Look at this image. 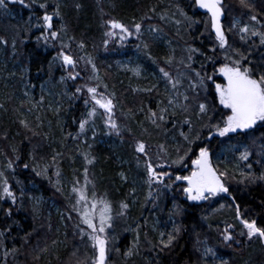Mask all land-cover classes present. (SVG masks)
<instances>
[{
	"label": "trees",
	"instance_id": "1",
	"mask_svg": "<svg viewBox=\"0 0 264 264\" xmlns=\"http://www.w3.org/2000/svg\"><path fill=\"white\" fill-rule=\"evenodd\" d=\"M24 2L28 7L10 0H6L5 7H0V39L6 41L0 43V59L5 63H0V171L4 172L16 195L15 203L8 198L0 200V264H86L93 252L87 238L81 239L79 235V218L71 207L75 203L72 188L76 181L79 185L75 186L84 185L85 168L90 181L89 198L94 186L97 198L108 200L112 206L108 264H178L185 258L189 263L197 262L193 254L202 258L201 252L206 245L217 255H224L217 234L221 235L229 224L234 225L230 231L237 233L234 206L223 200V208L221 205L219 208L191 207L184 211L182 206L173 204L174 208L165 209L167 189L158 191L156 203L149 205V193L141 192L140 188L141 184H146L143 181L145 157L139 156L138 161L134 151L135 142L140 140L147 145L148 155L153 160L158 153L163 155L160 145H164L170 159H175L177 147L182 151L187 147L180 136L181 131L189 132L188 125L183 124L185 118L192 120V134L201 131L203 136L207 135V129H202V125L209 117L213 123L222 118V109L218 108L212 93V82L206 81V91L197 90L199 96L188 88V77L193 73L185 65L191 63L193 69L212 75L215 68L226 62L225 50L217 47L215 53L211 51L216 41L210 31L205 30L208 17L197 13L192 0ZM247 2L250 8L241 6L240 0H224L222 25L230 46L227 53L239 59L234 51L238 50L247 57L244 63L251 61L252 65H259L264 63V45H260L259 37L250 35L246 42L242 41L238 29L249 24L264 31V0ZM40 4L46 7L41 8ZM181 10L197 22L190 24ZM56 11L59 16H53L52 30L58 32L59 38H49L47 42L38 39L43 29L37 25H43V15ZM251 15H256L260 23L251 21ZM110 20L128 26L135 38L120 41L106 37ZM235 21L240 23L228 31ZM135 23L142 24L139 35L135 33ZM152 28L159 31H152ZM105 40H108L107 45ZM81 43L83 48L79 47ZM189 48L199 50L192 54L191 62L187 59ZM61 51L77 61L73 70V74H80L77 80L66 79L70 69L57 58ZM209 56L214 60L206 59ZM169 58L170 64L166 63ZM93 64L99 80L90 79L94 75ZM160 68L168 71L173 79L180 80L177 90L187 92L190 97L188 112L168 105L169 97L176 93L163 78ZM216 79L222 82L221 77ZM4 80H8L9 88L2 85ZM80 85L95 86L105 96L113 98V114L121 131L117 138L105 134L100 109L80 133L79 121L87 110L84 100L88 98L86 88L76 92ZM43 89L55 93V110L49 109ZM17 91L30 98L25 116L21 115L10 94ZM178 102L184 103L182 98ZM198 102L209 104L207 116L198 118ZM164 107H168L166 121H158L160 127H156L148 118L149 110L159 113ZM230 137H217L204 143L213 158L218 159L215 167L228 171L226 185L243 218L256 219L264 226V180L240 183L243 177L235 168L237 162L244 173L256 177L264 174V124L258 123L255 128L230 134ZM245 148L251 153L249 160L239 161L240 152ZM222 149L227 152L219 157ZM85 156L93 163L88 164ZM9 161L12 168L7 167ZM248 163L251 168L247 167ZM121 202L129 205L123 216L119 215ZM172 220L174 226L179 227V233L188 232L194 237L189 244L187 239L180 237L163 253L154 231L160 232L159 222L172 224ZM137 225H140L138 229ZM137 232L136 253L126 257L124 253L133 245ZM261 259H264V252L257 244L243 256L234 257L235 262L231 264H263Z\"/></svg>",
	"mask_w": 264,
	"mask_h": 264
},
{
	"label": "snow or ice",
	"instance_id": "2",
	"mask_svg": "<svg viewBox=\"0 0 264 264\" xmlns=\"http://www.w3.org/2000/svg\"><path fill=\"white\" fill-rule=\"evenodd\" d=\"M12 3L19 2L20 4L28 7L25 4L24 0H10ZM34 2V0H33ZM193 6L197 9H202L206 13L208 19L205 21V30L210 31L211 34H214L216 41V46L211 49L213 53L216 52L217 47L219 49L225 50V61L218 68L214 69L212 75L207 73L202 74V71H197L192 68V64L188 63L185 65L187 68L191 69L193 75L188 77L189 85L188 88L191 92L195 93L196 96H199L198 89L207 90L206 81H211L214 85L215 98L218 101V105L225 110L222 113V118L217 122H212L211 117H209L208 122L202 125V129H207V135L203 136L201 131L195 132L192 134V120L185 118L183 124L188 125L189 132L185 133L180 132V136L183 138V141L187 145L186 148L177 147L175 152V159H170L164 145H160V152L156 155L155 160L148 155L147 145L140 140H137L134 145V150L136 153L145 157L144 159V169L146 172V183L151 188L153 185L163 186L166 189H170L173 184L181 182V190L188 201L200 202V201H209L215 197L221 196L222 194L231 196L229 187L226 185V179L229 175L227 170L221 171L213 165L210 150L207 144L204 141L211 142L214 137H230V134L234 133H244L247 130L253 129L257 126L258 122L264 124V63L259 65H252L251 61L247 64L244 61L247 60L242 53H239L238 50L236 54L239 56V59H233L232 56L228 55L227 49L230 47L228 44V38L224 26L221 23V18L224 15V0H192ZM241 6L244 8H250L247 0H240ZM6 6V0H0V7ZM41 8H45V4H40ZM77 7H79L77 5ZM181 15L185 16V19L191 23H196L197 21L192 20L191 17H188L182 10ZM53 16H59V12L56 11L52 15L45 14L42 17L43 25H37V27H42L43 32L42 36L38 39H43L45 42L51 38L52 40H57L58 32L53 31ZM164 19V16L160 17ZM250 20L256 22L257 24L260 21L257 20L256 15H251ZM110 27V31L105 32V36L110 39H119L124 41L133 35V32L125 24L116 21L110 20L107 22ZM179 23V21H177ZM239 21L233 22L232 26L228 31H232L233 28H236L239 24ZM210 24V29H209ZM135 33L139 35L141 33L142 24L135 23L133 25ZM152 31H159L157 28H152ZM240 39L246 42V38L250 35L252 37H259L260 45H264V31H259L255 27H251L249 24H244L238 29ZM203 35V33H202ZM0 43H6L0 39ZM105 45L108 44V40L104 41ZM62 47H67V45H62ZM79 47L83 48L84 45L81 43ZM147 48V45H145ZM198 49L189 48L188 49V61L193 60V53L198 52ZM59 59L62 60L63 65L67 66L70 70L66 79H71L73 81L77 80L80 76L79 72L73 74V70L76 68L77 61L70 54H65L63 51L58 53ZM206 59L213 61L214 58L209 56ZM88 63H91L89 60ZM166 63H171V58H169ZM203 64L201 69H203ZM93 76L90 79L99 80V77L95 75L97 69L95 65H92ZM163 78L171 85L172 90L175 91V96L169 97L168 105L173 109L181 108L184 112H188L190 108V97L187 92L181 93L177 90V86L181 83L179 79H173L168 71L164 68H160ZM136 74H139V71L136 70ZM221 77L222 82H217L216 77ZM62 80L65 77L61 78ZM86 88L88 98L84 100L87 110L82 119L79 121V130L80 133L85 131L86 126L89 124V121L92 120L98 112V109L103 110V114L107 115L106 124L112 132H115L117 135L120 134V127L113 119V109L115 104L113 103V98L110 96H105L103 93L98 91V88L95 86L80 85L76 87V92L79 93ZM151 91V89H147ZM182 98L184 103H179L178 99ZM197 116L202 118L208 115L209 104L207 102H198L197 103ZM150 111V116L148 117L151 120V123L156 127H160L158 121H166V114L168 113V107L160 109V112ZM172 115H175V111L172 112ZM22 123H24L22 121ZM27 126V125H25ZM175 127V124H173ZM79 135V134H78ZM200 142V143H198ZM194 149L196 150L194 152ZM194 154L195 158L191 159V170L187 175L176 174L173 177V174L169 171H166V168H180L188 167L186 161L189 159L190 155ZM251 153L245 148L244 151L240 152L238 157L239 161H248ZM139 161V156L137 157ZM85 160L88 164L93 163L92 159H88L85 156ZM25 168L28 167L27 164L24 165ZM8 168H12V162L9 161ZM248 168H251V163L247 164ZM45 172L47 169L44 170ZM40 172H37V175H40ZM59 176V171L56 173ZM240 175L243 177L240 183H243L244 180L249 182H254L257 179L264 180V174H261L259 177H256L250 173L241 172ZM85 182L83 186L79 185V181L75 182L72 192L75 194V203L71 206L72 211L75 212L79 218V223L77 228L79 230V235L81 239L85 237L90 242V247L92 249V256L88 258L86 264H108L110 248H109V234L108 230L112 228V206L111 203L104 198H97V195L93 190L91 191V198H89V189L88 184V169L84 170ZM166 178L167 181L166 182ZM59 184V180L56 182ZM59 191L60 189L57 188ZM151 192L149 196H151ZM8 198L13 203L16 201V195L12 191L11 185L8 182L3 171H0V200ZM234 201V197L232 198ZM235 213L236 218L242 226L241 231L239 232L240 236H245L248 240H252L253 237H258L264 241V226L258 224L256 219L243 218L240 207L238 204H235ZM129 205L125 202L120 204L119 215L123 216L126 214ZM224 205H221L223 208ZM10 214V213H9ZM71 219V217H69ZM83 226V227H81ZM140 225H137V229ZM234 225H227L224 228L222 235V240L229 246L230 243L234 240V235L230 231L233 229ZM133 231H136L134 229ZM180 231L179 227H173V231L170 233L161 232L160 244L162 249L169 248L173 241L176 239V234ZM2 235V233H0ZM167 236V239H163L164 236ZM239 243V241H236ZM199 243V241H198ZM139 244V234L137 232L136 239L133 245L128 248L124 253L126 257H131L136 253L137 246ZM15 251V249H14ZM118 252L119 249H116ZM7 255V253H5ZM75 255V253H74ZM217 253L211 247H205L203 249L202 258L203 264H209V257L216 258ZM85 264V262H81ZM214 264H228L227 261L219 259L214 261Z\"/></svg>",
	"mask_w": 264,
	"mask_h": 264
},
{
	"label": "flooded vegetation",
	"instance_id": "3",
	"mask_svg": "<svg viewBox=\"0 0 264 264\" xmlns=\"http://www.w3.org/2000/svg\"><path fill=\"white\" fill-rule=\"evenodd\" d=\"M106 118H107V115H106ZM106 120L104 122L105 130L112 132L109 129L108 125L106 124ZM113 133L118 137L121 134V131H120L119 135H117L115 132H113ZM192 157L193 158H189L186 161L188 167L182 166V168L180 170H177V172H175V173L173 172V170H168V169H165V170L171 172L173 174V177L176 174L187 175L191 170V159H194L195 155H193ZM211 159H212L213 165H215V159L212 158V156H211ZM146 179H147V177L144 176L143 181H146ZM166 182H169V181H167V178H166ZM140 188H141V192H148V193L151 192V194H152L150 196L151 199L148 201L149 205L156 203V201H157L156 199H158V195H159L158 191H160L161 189H166L163 186H157V185H153L150 188L147 183L144 185L141 184ZM167 190H168V193L166 194V197H165L166 201L164 202L165 209L174 208L173 204L178 205V206H182L184 211H185V209H189L191 207L198 208V209L199 208L201 209L204 207L219 208L220 205L222 203H224L223 200L228 202L231 205L234 204V201H232V199H231L232 196H227L224 194H222L221 196L215 197L209 201H200V202L188 201L186 199V197L184 196L182 190H181V182H177L176 184H173L172 187L170 189H167ZM143 196L145 197V194ZM214 221H215V219H214ZM174 225H175L174 220H172V224H170V223L168 224V222L167 223L166 222L165 223L159 222L160 232L154 231V233L157 234L156 237H157L159 242L161 240L160 233L161 232H164V233L172 232ZM214 228H215V226L213 225L212 229H214ZM236 230H237V233H235V232L233 233L234 240L232 242H229L231 246H229L228 244L223 242L222 235L217 234V240L221 244V246H223L224 255H217L216 258H213V259L208 258L209 264H214V261H218L219 259H223L224 261H227L228 264H231V262H233V263L235 262L234 257L239 256V255L243 256L244 254L248 253L251 250V248L256 246L257 244H259L262 247L260 238L253 237L252 240H248L245 236L239 235V232L241 231V229H236ZM180 237H182L183 239H187L188 244H189V240L191 239V237H194V234L192 235L188 232H181V233L176 234V239L173 241V244L171 246L175 245L176 241H178V239ZM163 239L166 240L167 236L165 235L163 237ZM236 241H239V243H237ZM205 247H209V246L206 245ZM203 249H202L201 253H203ZM166 250H167V248H164L163 253H165ZM263 252H264V249H263ZM260 253H262V251H260ZM160 254L162 255L161 252H160ZM194 259H196L197 262H195V260H192L191 263H189V260H187L185 258L184 260H182L178 264H203V258H197V256H195ZM261 260H262V262L264 261V259H261Z\"/></svg>",
	"mask_w": 264,
	"mask_h": 264
},
{
	"label": "rangeland",
	"instance_id": "4",
	"mask_svg": "<svg viewBox=\"0 0 264 264\" xmlns=\"http://www.w3.org/2000/svg\"><path fill=\"white\" fill-rule=\"evenodd\" d=\"M134 38H135V36L133 34L128 39H134ZM0 63L5 64L2 59H0ZM19 69H20V67H19ZM8 77H9V75L6 76V78H8ZM2 85L7 86L8 88L10 87L8 80L7 81L4 80L2 82ZM21 89L23 90V88H21ZM213 90H214V87H213ZM42 91L45 93L46 97L48 98V101L47 102H48L49 109L50 110H55L56 109L55 104H56V99H57L56 96H55V93L51 89L50 90L43 89ZM10 94L13 97L12 99H13L14 104L18 107V110H20L21 115L25 116L28 113L27 109H28L29 104H30V98H29V96L26 93H23V92L19 93L18 91L16 93L15 92L14 93L13 92H10ZM214 96H215V93H214ZM215 101H216V104H217L218 108H221L222 109V107L218 105V101L216 100V98H215ZM224 111L225 110H223L222 112H224ZM234 150H236V149H234ZM226 152H227L226 149H222V151L220 152L219 157H224V154ZM235 168L239 172H243L244 171L243 168L237 162L235 163ZM109 243H110V240H109Z\"/></svg>",
	"mask_w": 264,
	"mask_h": 264
},
{
	"label": "bare ground",
	"instance_id": "5",
	"mask_svg": "<svg viewBox=\"0 0 264 264\" xmlns=\"http://www.w3.org/2000/svg\"><path fill=\"white\" fill-rule=\"evenodd\" d=\"M111 30V29H110ZM135 36V35H134ZM60 53V52H59ZM62 61V60H61ZM65 66V65H64ZM65 67H67V66H65ZM214 87V86H213ZM213 94H214V90H213V92H212ZM115 116L113 115V118H114ZM102 119H103V123L105 122V119H106V116H105V114H103L102 113ZM105 126V125H104ZM105 134L107 135V136H112V137H116L117 138V136L113 133V132H110V131H105ZM214 138H217V137H214ZM102 142H104V141H106V140H101ZM135 151V150H134ZM136 153V152H135ZM138 156H142V155H140V154H138V153H136ZM210 155L212 156V153L210 152ZM190 158H193L192 156L190 157ZM212 158H213V156H212ZM216 161L218 160L216 157L214 158ZM166 169H168V170H171L170 168H166ZM173 172L175 173V172H177V170H173ZM145 177H146V175H145ZM195 256H196V254L194 253L193 254V258H195Z\"/></svg>",
	"mask_w": 264,
	"mask_h": 264
},
{
	"label": "water",
	"instance_id": "6",
	"mask_svg": "<svg viewBox=\"0 0 264 264\" xmlns=\"http://www.w3.org/2000/svg\"><path fill=\"white\" fill-rule=\"evenodd\" d=\"M196 11H197V13H199V14H202V15H206V13L204 12V10H202V9H197L196 8ZM223 20H224V15H223V17L221 18V23L223 22ZM213 36H214V34H212ZM237 219V218H236ZM238 221V220H237ZM239 222V221H238ZM261 242H262V246H263V248H264V241H262L261 240Z\"/></svg>",
	"mask_w": 264,
	"mask_h": 264
}]
</instances>
